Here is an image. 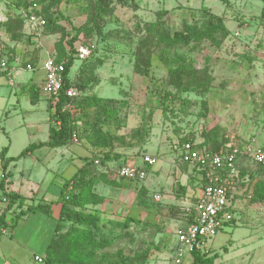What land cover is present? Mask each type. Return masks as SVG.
Wrapping results in <instances>:
<instances>
[{
  "label": "rangeland",
  "instance_id": "1",
  "mask_svg": "<svg viewBox=\"0 0 264 264\" xmlns=\"http://www.w3.org/2000/svg\"><path fill=\"white\" fill-rule=\"evenodd\" d=\"M30 1L0 0V62L6 67L0 71V149L9 145L7 155H17L37 140L40 132L28 128L35 124L29 115L45 128L57 125L51 98L37 86L31 92L27 85L20 89L17 72L37 82L45 57H72L68 88L76 94L65 93L63 106L73 127L64 152L68 168L53 199L69 213L60 216L43 253L49 217L46 224L26 218L11 231L34 204L7 208L0 263L173 264L176 233L185 217L181 206L169 207L172 194L194 199L200 193V178L176 189L178 173L189 167L175 146L188 140L214 149L233 141L264 150V0H36L45 14L41 28L23 17ZM79 48L87 56L80 58ZM27 63L35 69H26ZM30 94L40 101L32 114L24 110ZM16 103L20 107L14 111ZM147 151L158 161L150 167L143 194L149 198L157 192L161 200L141 207L134 183L117 184L107 168L117 167L118 160L103 165L99 159L121 154L133 156V162L126 161L133 164ZM81 160L64 203L61 188ZM13 162L14 180L23 164L34 163L25 178L40 177L31 157ZM237 167L240 200L233 221L207 241L208 250L222 256L254 253L264 264V165L242 156ZM39 252L43 263L33 260Z\"/></svg>",
  "mask_w": 264,
  "mask_h": 264
},
{
  "label": "built area",
  "instance_id": "2",
  "mask_svg": "<svg viewBox=\"0 0 264 264\" xmlns=\"http://www.w3.org/2000/svg\"><path fill=\"white\" fill-rule=\"evenodd\" d=\"M34 2L24 12L25 21L32 27L41 28L45 23L41 15L35 9ZM77 54L80 58L87 56L88 51L79 48ZM57 61L54 57H45L40 68L43 70L41 91L47 97H57L63 85L64 63ZM38 68V66H36ZM5 62H0V71L5 70ZM26 69L33 70L32 64L27 63ZM67 95L74 96L73 88L66 90ZM177 157L182 163L191 165L200 178V193L195 199L183 205L184 226L176 233V244L173 251L172 261L174 264H182L186 257L192 256L193 251L206 253L209 249L207 241L210 240L225 225L233 219V205L237 194L239 182V169L237 163L242 156L249 157L252 161L264 165V150L252 143L229 142L218 151H210L197 147L190 141L183 142L179 147L175 146ZM156 159L153 156L143 155L142 164L134 165L121 163L113 170L118 180H131L141 182L146 177L144 165L152 166ZM98 163V159L94 160ZM3 175L0 176V183ZM0 199L8 202V196L0 187ZM154 201H160V195H153ZM189 218V219H187ZM38 263H42V257L35 256Z\"/></svg>",
  "mask_w": 264,
  "mask_h": 264
},
{
  "label": "crops",
  "instance_id": "3",
  "mask_svg": "<svg viewBox=\"0 0 264 264\" xmlns=\"http://www.w3.org/2000/svg\"><path fill=\"white\" fill-rule=\"evenodd\" d=\"M20 72V71H19ZM18 73L19 75V79L21 80L22 86H18V84L16 85V83H12L13 86H18L20 89L25 87V85H27V87L29 88L28 83L33 84L36 82V80L31 79V77H26L23 78L21 76V74ZM42 76H40V80H41ZM39 82V81H37ZM1 86V83H0ZM3 95L2 91H1V87H0V97ZM27 96V95H26ZM46 96V95H45ZM47 98V97H46ZM45 98V99H46ZM26 100L28 101L30 107L28 109H24V110H29L28 112L30 114H32L33 111H36L35 109H33L32 107H34L35 105L39 104V100L36 101L35 103L30 102L29 100V95L27 96ZM38 103V104H37ZM47 103V101H46ZM17 105L13 106V110L16 111L15 109L18 108L19 104L16 103ZM20 107V106H19ZM29 121L32 120L35 121L34 123H30L28 126V128L30 130H35V132H40L37 135H40V137H44V138H38L35 141H31L30 143H40V142H45L48 140V124L47 128H45L43 126L42 123H40V121L37 118L32 117V115H29ZM16 127H18V124L16 125ZM5 132V131H4ZM44 135V136H43ZM28 144H26L24 147H22L19 151V153L22 151L23 148H25ZM7 147L6 152L4 154V159L9 158V157H15L17 155H7L8 153V149H9V145H5ZM68 146V144L63 145V146H59V147H55V148H51L48 146H41V147H37L35 149H33L32 151L28 152L25 156L20 157L18 160V162L22 159V158H26V157H31L33 160H35L36 163H38V171L40 170V177L36 180L33 181H29L28 178L24 177L25 172H27L29 175L32 172L30 169L33 166L34 163L30 164V165H26L23 164L22 168L19 169V176L17 177V179H13V173H12V169H14V167L16 166V162H13L15 160L9 161L6 167V170L4 172V188L6 190V192H16L18 193L21 197H23V201L21 202V204H19V201H16L14 204H12L10 207H8L7 203L5 206H1L0 207V214L3 213L7 208H9L10 210L13 209H17V210H21L22 208H24L27 205H36L38 203L40 204H48L50 206V211L48 214L40 211V210H34L33 212L27 213L26 217L22 218H17V220L15 222H13L14 226H12L11 231L16 230L19 222H22L23 220H25L27 218V220H39L41 224L45 223L46 224V219L45 217H49V222L46 224L47 228H46V240L44 242V251L43 253L47 250L48 245L54 235L55 229L59 223V210H60V204L53 202V199H55V193L58 192L59 190V181L62 180L64 181V179L62 178V174L64 171H66V169L68 167L65 166V161H67L64 157V152L65 148ZM4 147V146H3ZM2 149V148H1ZM1 149H0V153H1ZM143 155H149V156H153L155 157L156 161L157 158L155 156L154 153H151L150 151L144 152L142 153ZM133 158V156H131ZM129 157L128 159L121 157L118 159L117 161V165H120L123 162L126 161H132L133 159ZM82 161V160H81ZM34 162V161H33ZM128 163V162H126ZM83 164V161L81 162L80 166L78 168L81 167V165ZM116 164V163H115ZM134 165H143L142 164V157H137L136 160H134ZM189 168H187L188 170L186 171H182L180 173H178L177 175V182L179 184H177L176 189L178 190V188L183 187V188H188V181L189 180H197L199 179V174L196 172V170L191 166V165H187ZM0 167H1V157H0ZM108 167L110 169H114L115 166L109 164ZM145 167V171H146V177L143 181H141V184H143L145 187L147 186V182L150 180V177L148 178L149 175V170L151 166L148 165H144ZM12 168V169H11ZM78 168L73 172V174L71 176L74 175V173L78 170ZM25 171V172H24ZM112 171V170H111ZM155 170H152V175L155 174ZM109 172V171H108ZM157 172V171H156ZM112 173V172H111ZM70 176V177H71ZM68 177V178H70ZM67 178V179H68ZM148 178V179H147ZM54 186L53 189L50 190V187ZM238 187L240 188V186L238 185ZM176 190V191H177ZM159 193L155 192L153 194L150 195V199L153 200V195H156ZM188 195V193L186 194ZM180 196L177 193L176 194H172V205H176V206H181L183 207V205H186L189 203V200L191 198H188L187 196ZM166 196V195H164ZM30 197H35L34 200L29 199ZM240 200V199H239ZM237 198L235 199L234 205H233V210H234V206L238 205V201ZM9 201V200H8ZM34 201V202H32ZM169 204V203H168ZM6 214V212H5ZM4 215V214H3ZM52 218V219H50ZM185 219V218H183ZM4 225L2 227H0L2 231H6L5 227H7V217L4 216ZM186 221V219H185ZM185 224V222H183ZM233 241V240H230ZM235 242V241H234ZM176 243V239L174 244ZM226 249V248H225ZM174 251V249H173ZM43 253H34L33 254V260H35V256H40L42 257ZM173 253V252H172ZM227 256V257H226ZM205 258L206 260L204 262L201 263H197V264H223V262L225 260H232V262H230L229 264H243V262H246L247 264H258V258L254 257V253L251 254V256H249L248 252L247 254H241L239 256L236 255H229L227 252L225 254H220V253H216L215 251L211 252V251H207L205 254ZM187 260H189L188 264H191L193 261V257H186ZM253 259V260H252ZM43 260V258H42ZM172 258L170 259L171 262ZM36 261V260H35ZM37 262V261H36ZM44 262V261H43ZM42 262V263H43ZM1 264V263H0ZM174 264V263H173Z\"/></svg>",
  "mask_w": 264,
  "mask_h": 264
},
{
  "label": "trees",
  "instance_id": "4",
  "mask_svg": "<svg viewBox=\"0 0 264 264\" xmlns=\"http://www.w3.org/2000/svg\"><path fill=\"white\" fill-rule=\"evenodd\" d=\"M34 2L37 4V8L35 9L36 13L41 15L45 19V14L43 13V9L38 4V1H36V0H31L30 3L28 4V6L26 7L25 11L24 10L23 11L27 12L28 8ZM179 40H182V39L179 38ZM56 60L57 61H62L61 59H59V60L56 59ZM72 64H73V58L69 57L66 60V62L64 63L62 89L60 90V92H59L57 97H50L51 98V104H52L51 106L53 108L52 117L57 122V125H52V126L48 127V140L45 141V142L37 143V144L30 143L25 148H23L22 151L17 156L9 157V158H6V159H4V154L6 152L7 147L6 146L2 147L1 153H0V157H1V169H2L3 177L5 176L4 172L6 170V167H7V164H8L9 161L17 160L20 157L25 156L28 152L32 151L33 149H35L37 147L48 146V147H51V148H55V147H59V146H63V145L69 144L73 127H72V125H71V123H70V121H69V119L67 117L66 111L63 109V106H64V102H65V99H66V94H65L66 90L71 85L70 77H69V68L72 66ZM32 66H33V64H32ZM3 72L7 73L6 71H3ZM35 86H37L39 88V91L41 90V82H39V83L35 82V83L29 85V92H31L32 91L31 88H33ZM34 93H36V92H34ZM29 100H30V102L35 103L36 102V97L33 96V95L31 96V94H30ZM186 141H188V140H186ZM183 142H185V141H183ZM190 142H193V141H190ZM224 145H226V143ZM224 145L223 146L221 145V146H219L217 148L211 149V148H207V147H205V146H203V145H201L199 143V144H197V147L202 148V149H206V150H210V151H218L222 147H224ZM121 157H122L121 154L114 155V157H108L106 155V157H102L101 159H99V161L101 162V164L105 165L108 162L116 160V159L118 160ZM183 164H185V163H183ZM81 169H82V167L78 168V170L74 173V175L70 179H68V181L65 182L63 187L61 188V193L64 192V195L62 197V201L64 203L67 202L68 200H70L71 187H72L71 184H72V182H74L73 180L75 178H78L77 176H78V174H79ZM103 173L107 174L106 172H103ZM114 181L117 184H129L130 185L131 182L134 183V185H135V199H136L137 204H139V206H141V207H149V206L152 205L150 203V201H149L151 199H149L147 196L144 197L143 192L145 191V186L143 184H141V182L131 181V180H122V179L120 181L119 180L117 181V180L114 179ZM0 187H1L2 191L8 196V200H9L8 203H7L8 207H10L16 201H19V204H21V202L24 200L23 197H21L16 192H6V190L4 188V180L3 179H2V182L0 183ZM61 193H60V196H61ZM235 198H236V196H235ZM194 199H195V197H194ZM155 204H158V203H155ZM169 207L172 208V209L178 208L176 205H169ZM34 210H40V211L48 214L49 211H50V206L48 204H40V203H38V204H36L34 206H31L28 209V212L30 213V212H33ZM181 212H184V211H181ZM63 213L64 214L65 213H69V211L67 209H65L64 205H61L60 210H59V221L61 220L60 216ZM183 216H185L184 213H183ZM187 219H189V218H187ZM232 221H233V219H232ZM4 222H5L4 221V215H3V213H1L0 214V227H2L4 225ZM11 226H14V224H12ZM58 226H59V223H58L55 231L57 230ZM49 245H50V243H49ZM205 254L206 253H200V252L193 251V253H192L193 261H192L191 264H197V263L204 262L206 260ZM46 264H51V263L46 260Z\"/></svg>",
  "mask_w": 264,
  "mask_h": 264
}]
</instances>
